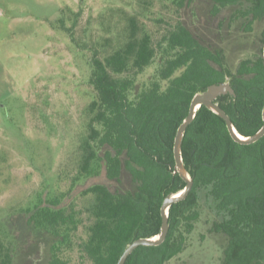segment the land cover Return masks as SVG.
Wrapping results in <instances>:
<instances>
[{"label":"trees","instance_id":"obj_1","mask_svg":"<svg viewBox=\"0 0 264 264\" xmlns=\"http://www.w3.org/2000/svg\"><path fill=\"white\" fill-rule=\"evenodd\" d=\"M166 1L171 15L156 19L154 30L131 16L122 45L109 54L91 51L96 96L81 144L80 175L97 174L95 165L102 162L110 181L120 183L126 174L134 188L90 187L84 194L94 202L84 211L57 207L58 200L37 207L28 220L54 238L49 264H73L74 250L77 264H117L135 239L158 236L165 198L187 185L176 172L174 145L197 93L230 78L236 97L222 96L216 103L245 137L264 124V30L258 52L233 72L223 48L204 43L186 26L182 10L194 0ZM211 1L214 16L236 6L234 21L244 18V31L264 19V0ZM154 65L141 84L140 76ZM182 157L194 186L170 208L166 241L139 247L126 264H167L183 252L186 234L204 210L212 219L210 233L224 242L221 264H264V137L239 144L226 122L202 106L185 133ZM13 261L12 246L0 241V264Z\"/></svg>","mask_w":264,"mask_h":264},{"label":"rangeland","instance_id":"obj_2","mask_svg":"<svg viewBox=\"0 0 264 264\" xmlns=\"http://www.w3.org/2000/svg\"><path fill=\"white\" fill-rule=\"evenodd\" d=\"M170 8L166 0H0V241L12 246L13 264L51 260L54 238L28 220L37 207L58 200L57 207L84 211L94 202L84 194L90 187L134 188L126 174L120 183L110 181L102 162L97 174L80 175L96 96L91 51L109 54L122 45L129 17L154 30ZM236 9L214 16L211 0H194L181 15L195 36L225 50L233 72L264 47V19L244 31L245 19L234 21ZM155 68L140 76L141 84ZM211 221L204 210L183 252L167 264H221L224 242L210 233ZM70 254L77 264V250Z\"/></svg>","mask_w":264,"mask_h":264},{"label":"water","instance_id":"obj_3","mask_svg":"<svg viewBox=\"0 0 264 264\" xmlns=\"http://www.w3.org/2000/svg\"><path fill=\"white\" fill-rule=\"evenodd\" d=\"M263 56H264V50H263ZM227 95L236 97V92L230 83V78H227L225 82H221L219 84H212L208 86V88L205 91L199 92L194 96L191 102L189 114L177 131L175 145H174L176 172L187 183V185L185 189L180 193L170 194L165 198L161 208L162 226L158 236L152 238L135 239L132 243H130L126 247L125 251L123 252L117 264H126L130 255L139 247L142 246L156 247L162 245L166 241L170 231V223H169L170 208L174 204L186 200L194 186V179L184 165V161L182 157V145H183L185 133L189 125L195 119L196 113L200 107L205 106L208 109H210L212 112L217 114L219 117H221L226 122V125L228 127V130L232 138L239 144L251 145L264 137V124L262 128L255 135L250 137H245L237 131L230 116L216 103V101L220 97ZM263 119H264V109H263Z\"/></svg>","mask_w":264,"mask_h":264}]
</instances>
